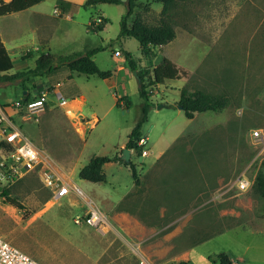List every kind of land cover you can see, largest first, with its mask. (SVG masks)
<instances>
[{"label":"rangeland","instance_id":"374dc122","mask_svg":"<svg viewBox=\"0 0 264 264\" xmlns=\"http://www.w3.org/2000/svg\"><path fill=\"white\" fill-rule=\"evenodd\" d=\"M121 1L80 8L71 21L54 17L56 0H45L42 5L52 23V54L102 47L95 58L101 69L108 70L118 65L115 51L124 54L125 46L140 66L153 68L166 57L186 71L179 79L150 88L154 106L143 127L149 153L134 155L141 185L121 206L131 210L133 223L122 217L117 231L108 216V226L91 230L104 235L105 244L102 246L96 236L90 239L75 224L77 216L84 214L78 210L82 199L67 196L55 200L39 168L9 190L25 210L16 214L0 201V234L44 264H136L139 256L152 264H220L217 256L221 253L234 255L236 264H263L264 196L260 185L264 181V0H178L168 16L176 38L155 48L156 57L150 60L136 39L119 38L120 21L128 11L127 0ZM135 4L130 21L139 15L149 24L159 22L162 3L135 0ZM28 14L15 13L5 19L0 16L1 29L4 31V25L12 27L17 18ZM104 15L109 21L101 31L90 27L97 16ZM12 32L5 37L7 47H15L11 52L14 69L9 73L35 67L38 56L49 52L41 46L38 50L37 41L26 35ZM28 41V46L16 49ZM27 49L35 56L20 57ZM144 60L149 65H143ZM75 76L87 96L84 119H92L94 113L100 119L93 128L87 125L85 139L67 125L58 99L52 111L44 115L7 108L22 132L43 151L46 165L51 158L63 157L68 148L77 151L83 163L94 155H113L142 116L135 76L127 93L100 87L98 91L104 94L97 101L91 95L96 91L94 82L101 79ZM36 87L31 80L25 84L0 81V109L21 102L27 91L30 98L37 97ZM183 87L190 92L227 95L230 105L222 112L197 113L189 119L178 105ZM112 94L129 96L130 107L115 106ZM65 114L75 118L72 112ZM64 161L72 162V156ZM105 172V186L115 196L135 186L129 166L115 163ZM240 176L248 178L252 187L240 190L236 182ZM70 199L77 205L71 206ZM38 212L43 218L27 224ZM242 255H246L244 260L239 259Z\"/></svg>","mask_w":264,"mask_h":264},{"label":"trees","instance_id":"16d2710c","mask_svg":"<svg viewBox=\"0 0 264 264\" xmlns=\"http://www.w3.org/2000/svg\"><path fill=\"white\" fill-rule=\"evenodd\" d=\"M41 1L42 0H11L9 3H6L4 0H0V15L25 10ZM157 1L163 5L161 17L157 24H149L139 15H136L131 21L129 20L134 14L136 6L135 0H130L128 11L120 21L119 38L136 39L139 42L142 53L149 60L156 57L155 48L167 45L176 38L175 27L171 21H169L168 16L170 10L175 6L178 0ZM121 2V0H87L84 6L88 8L96 7L98 4L103 3L119 4ZM108 21V18H104V23L95 31H101ZM101 48L102 47L90 48L84 52H77L69 55H55L50 52L41 53L36 59L35 67L9 73L14 69V59L8 53L0 36V81L25 84L34 78L54 74L62 67H67L71 72L97 75L102 79L110 78L113 75V71L101 69L94 60V56L101 50ZM124 55L130 71H137L141 79V84H139V94L142 98V116L129 133L126 147L131 149L135 156L141 157L143 147L139 146V141L145 137L143 127L148 120L150 110L154 106L151 98L153 90L150 88L164 84L166 80L179 79L186 74V71L179 68L172 60L166 57L163 58L158 65L150 68L140 66V62L130 52L124 51ZM40 96L30 98L29 95H25L21 101L35 100ZM230 101L231 99L227 95H214L203 90L190 92L184 87L181 89L178 105L182 106L187 118L193 119L197 113H205L208 111L215 113L222 112L230 105ZM121 102L124 103L126 108L131 105L129 96L119 98L117 105L121 106ZM9 107L11 106L5 105L3 108L8 116L9 113L7 112V108ZM108 162H119L129 166L132 171L135 185H141L140 172L136 163L133 160L126 162L118 154L114 156H93L89 162L81 168L79 171V177L94 183L104 182L106 180L104 165ZM262 168L264 169V162L262 163ZM260 186L261 194L264 196V181H262ZM9 190L10 189L0 193V201L14 206L19 210H25L26 207L19 200L12 197ZM217 258L220 264H231L229 256L224 253L218 254Z\"/></svg>","mask_w":264,"mask_h":264},{"label":"crops","instance_id":"0c3cea01","mask_svg":"<svg viewBox=\"0 0 264 264\" xmlns=\"http://www.w3.org/2000/svg\"><path fill=\"white\" fill-rule=\"evenodd\" d=\"M4 1L6 3H9L11 0H4ZM44 1L45 0H42L41 2L25 10L11 13L12 15L15 13H20V14L29 13V14L27 15V17L17 18L16 23L12 27H7L6 25H4V31L0 27L1 39L4 45L6 46L8 53L12 57L13 55L11 54V52L15 50V47H12V49L10 50L7 47L6 41H5V37L8 34H10L11 30H13L12 32L13 34L15 33V34H18L19 36L26 35L25 38H30L29 40L33 42L37 41L39 47H36V48H39L38 50H40L41 47L46 48L48 51L51 49V46H52L51 25L52 23L50 22L51 20L49 18L50 15L47 14V8L42 5ZM56 1L57 2L56 4H54V8H53L54 17H58L64 20L71 21L73 20L72 16H74L75 12H78L80 8H83V7L85 8L84 5L87 0H56ZM11 14L0 15V16L4 17L5 19L7 16ZM105 17L107 18V16ZM3 32H4V39H3ZM25 38L23 39L24 41H25ZM28 44H30L29 41L26 43H21L16 46V49L24 48L25 46H28ZM123 47H124L123 50L130 52L129 49H127V47L125 46ZM81 52H84V51H81ZM26 54H29V56L25 57V59L29 58L30 56L31 57L35 56L33 51L27 49V51L23 52L20 55V57H24ZM94 60L99 66V63L97 62L95 56H94ZM115 61L117 62L118 65L116 67H111L110 69H108V70L113 71V75L110 78L102 79L97 75L84 74L88 77L97 76L99 79H101L99 81H102V82H99L98 80H96L94 82V88L96 89V91L92 93L91 97L95 101H97L99 98H102V95L104 94L103 93L104 91H98L100 87L103 90H106L107 88L109 92L110 90H118V92L120 93H121V90L124 89V91L127 93L130 82L133 83L132 79L134 78V73L130 71V68L128 67L127 61L125 59V55L122 53V56L116 57ZM142 63L143 65H149L150 62H148V60H144V62ZM76 73L79 75L83 74V73H78V72H71L67 67H62L59 71L55 72L54 74L32 79L31 83L37 86L35 89L36 90L35 93L37 94V96H40L42 94L47 95L46 96L47 101L45 102L44 107L39 110V113L41 112L43 115L49 111H52L53 104L55 100L58 99V94L62 95L65 99L69 98L68 101L66 100L67 102L66 105L62 107L63 113H64L63 119H65V121L67 122V125H69L70 129H72L75 134H77L81 139H85L87 125L89 124L93 128L100 123V119L97 117L96 113L93 114L92 119L90 120L84 119L83 110H84V106L87 101V96L85 95L84 85L78 82L75 76ZM25 94L28 95V91L25 92ZM124 96H127V95L112 94L114 105L118 106L117 104H118L119 98H122ZM121 106L124 107L123 102H121ZM12 111L14 112L13 115H17L16 111L14 110ZM70 112H72L75 115V118H73V116L70 117L67 114H65V113H70ZM9 119L12 121V123L15 126L18 127L17 122L14 121V119H12V116L9 115ZM183 135L184 134H182L181 136ZM127 141H125L122 144L117 145L115 149V153L113 155H108V156H114L117 154L121 156L123 149L126 148ZM167 151L161 153L162 155L158 159L157 163H159V161L162 160L164 155H166ZM40 152L42 156L44 157L42 153L43 151L40 150ZM79 155L80 154H78L77 151L73 150L72 148H68L65 151V155L63 156L64 158L62 156L60 157V159L51 158V162L49 161L48 165H46L54 174H56L59 178H61L64 182H66L67 184L71 186L70 192L67 195L63 196L62 198L67 197V196L69 197L77 196L82 199V203L79 204L78 210L80 211L82 210L84 214L78 215L77 217L85 216L88 214V212L90 211L92 207H97L107 217L111 216L112 218L111 225L117 231H118V228H121V225L118 219L122 220V217H125L126 219L131 221V223H133L132 219L130 218L132 217V214H133L130 212L131 210L129 209L126 210L125 208H122L121 206L124 203V201H126L129 197L132 196V194H134L133 192L136 190L137 186L135 185L134 187H132L131 191L121 196H115L112 190H110L109 188L105 186V183L107 182V175H106V180L100 183H94V182L81 179L79 177V171L81 170L82 167H84L89 162V160L92 157L83 163ZM68 156H72V162L64 161V159H66ZM133 158H134V153L131 150V160H133ZM115 163H119V162L106 163L104 165V172L106 171L107 167ZM157 163H155L154 165H156ZM76 187L80 188L83 191L82 195H79L76 193L75 191ZM52 204L53 203H50V205ZM7 205H8L7 210L14 212L16 214L18 213L19 209L9 204ZM70 205L75 206L77 205V202L74 199H70ZM40 218H43V214L41 212H38L34 214L27 221V224L31 222H35ZM75 224L79 225L81 228V231L86 233L90 239H93V236H96V238L100 239L99 241H101L100 243H102V246L105 244L106 240L104 239L105 238L104 235L99 234L98 232L91 231V230H96V229L84 223L77 224L75 222ZM226 255L229 256V259H231V261L236 263V257H234V255L232 254H226ZM245 256L246 255H242V257H240L239 259L244 260ZM262 260L264 262V259ZM192 261L193 263L195 261L194 253L192 254ZM251 261L254 262V260H251Z\"/></svg>","mask_w":264,"mask_h":264},{"label":"built area","instance_id":"2783aa9c","mask_svg":"<svg viewBox=\"0 0 264 264\" xmlns=\"http://www.w3.org/2000/svg\"><path fill=\"white\" fill-rule=\"evenodd\" d=\"M104 23V16H97L90 23V27L97 29ZM115 56H122L121 51H115ZM46 94L29 101H21L12 104L11 107L26 109L35 115L44 107ZM58 100L62 106L66 105V99L58 94ZM3 109V108H2ZM255 136H260L259 132H254ZM148 139L143 137L139 141V146L143 147L142 155L147 156L146 146ZM40 168V174L45 186L51 188L53 198L61 199L67 195L71 186L54 174L47 166L40 150L33 142L15 126L4 110L0 109V193L10 189L24 176ZM237 186L240 190H248L252 187L251 181L243 176L237 179ZM77 194L82 195L83 191L76 187ZM77 224H86L95 229H103L108 226V217L97 207H92L87 215L77 217ZM231 261V259H229ZM0 264H44L28 253L13 245L0 234ZM137 264H152L146 257L139 256ZM231 264H236L231 261Z\"/></svg>","mask_w":264,"mask_h":264},{"label":"water","instance_id":"95a60500","mask_svg":"<svg viewBox=\"0 0 264 264\" xmlns=\"http://www.w3.org/2000/svg\"><path fill=\"white\" fill-rule=\"evenodd\" d=\"M130 0H127V3L129 4ZM134 76L136 77V79L138 80V83L141 84V79L138 75L137 71H134ZM162 107V106H160ZM180 109H183L182 106H179ZM122 159L126 162H129L131 160V149L129 148H124L122 151V155H121Z\"/></svg>","mask_w":264,"mask_h":264}]
</instances>
